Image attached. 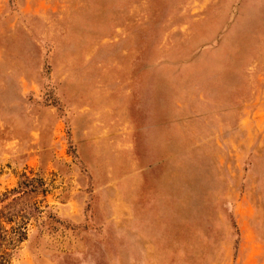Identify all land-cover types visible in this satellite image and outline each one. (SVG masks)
Listing matches in <instances>:
<instances>
[{"label":"rangeland","instance_id":"rangeland-1","mask_svg":"<svg viewBox=\"0 0 264 264\" xmlns=\"http://www.w3.org/2000/svg\"><path fill=\"white\" fill-rule=\"evenodd\" d=\"M0 264H264V0H0Z\"/></svg>","mask_w":264,"mask_h":264}]
</instances>
